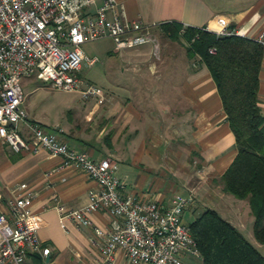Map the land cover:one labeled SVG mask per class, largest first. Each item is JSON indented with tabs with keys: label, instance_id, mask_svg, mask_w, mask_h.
<instances>
[{
	"label": "crops",
	"instance_id": "1",
	"mask_svg": "<svg viewBox=\"0 0 264 264\" xmlns=\"http://www.w3.org/2000/svg\"><path fill=\"white\" fill-rule=\"evenodd\" d=\"M117 1L126 17L149 23L152 35L151 41L118 52V72L125 76L124 83L115 86L105 79L103 87L114 90V96L108 97L103 89V99L93 96L82 103L75 91L78 98L65 107L58 122H47L44 111L25 107L27 119L37 121L45 130H59L67 145L91 158L114 160L123 182L122 193L162 204H168L175 192L192 194L193 203L187 210L195 215L204 207L213 208L264 256V244L253 236V217L246 200L224 192L217 179L236 148L215 84L196 56L179 54L175 41H159L156 36L159 22L206 26L217 14L225 16L229 30L253 36L264 30V0ZM103 38L110 41L111 51V40ZM96 61L82 64L91 66ZM257 79L256 98L264 130V46ZM160 81L165 84V104L155 106L152 90ZM17 128L27 136L23 122ZM18 182H25V187L12 191ZM95 188L94 179L63 165L60 155L45 149L13 152L0 139V210H7V200L13 194L30 195L41 245L48 247L45 254L30 255L34 264H92L98 254L91 241L97 240L92 227L76 226L68 219L63 227L53 205L61 202L78 207L86 201L87 190ZM89 216L93 225L108 226L106 212L93 211ZM182 260L200 264L199 258L189 255H183ZM114 264L128 262L118 252Z\"/></svg>",
	"mask_w": 264,
	"mask_h": 264
},
{
	"label": "built area",
	"instance_id": "2",
	"mask_svg": "<svg viewBox=\"0 0 264 264\" xmlns=\"http://www.w3.org/2000/svg\"><path fill=\"white\" fill-rule=\"evenodd\" d=\"M204 28L216 34L233 32L221 14ZM103 37L119 52L151 41V25L126 17L117 0L97 4L94 0H0V139L13 152L45 149L60 155L63 165L96 181L97 188L87 190L82 205H53L63 227L65 219L76 226L92 227L97 240L91 241L98 250L92 264H114L118 252L128 264H184L183 255L200 259L188 222L182 218V212L193 203L192 194L175 192L168 204H162L122 193L123 182L114 160L91 158L67 145L59 130H45L27 119L20 84L24 77L35 75L52 87L77 91L81 98L99 95V87L77 72L82 63L97 60L83 51L82 44ZM249 37L264 46V30ZM19 122L25 125L27 136L19 132ZM25 185L18 182L12 191ZM93 211L109 215L106 228L92 224L89 214ZM47 251L38 236L30 195L13 194L7 210H0V264H34L30 255Z\"/></svg>",
	"mask_w": 264,
	"mask_h": 264
},
{
	"label": "trees",
	"instance_id": "3",
	"mask_svg": "<svg viewBox=\"0 0 264 264\" xmlns=\"http://www.w3.org/2000/svg\"><path fill=\"white\" fill-rule=\"evenodd\" d=\"M158 27L183 45L187 57L198 56L215 84L236 148L217 179L224 192L246 200L253 236L264 244V130L256 98L263 46L249 36L216 34L176 20L159 22ZM188 227L200 264H264L257 248L213 208L197 212Z\"/></svg>",
	"mask_w": 264,
	"mask_h": 264
},
{
	"label": "rangeland",
	"instance_id": "4",
	"mask_svg": "<svg viewBox=\"0 0 264 264\" xmlns=\"http://www.w3.org/2000/svg\"><path fill=\"white\" fill-rule=\"evenodd\" d=\"M156 36L159 41L165 40L166 42H168L170 40L163 33H161V31L158 30ZM174 43L177 46L176 51H178L179 54H182L184 52L183 45H181L177 41H175ZM109 45L110 41L106 38L84 42L82 44L84 52L89 56L95 55L97 57V61L91 66L82 64L77 72L78 76H80L82 79L92 81L96 86L99 87L100 93L99 95H95L94 97L97 96L102 99L104 94H101V90L103 89L105 91V94L108 93V97L114 96V90H112L111 88L110 90L109 88L103 87L105 79L115 86L122 85L125 81V76L120 75V73L118 72L120 55L117 51H113L112 48L111 51L108 50ZM122 74H125V72ZM20 84L23 92L22 106L24 108L26 107L27 109H38L40 113L44 111V118H46L47 122H58L64 112H66L65 107L70 104L72 100L78 98L77 93L74 90L65 91L59 88L52 87L48 81H40L39 79L37 80L35 78V75L22 78L20 80ZM164 86V81L157 82L155 86L153 85L152 95L154 97L153 103L155 106L160 104L162 106L163 104H165L164 96L166 97V95L163 91ZM86 99L87 98H78V103L85 102L87 101ZM192 155L193 154L190 153L188 156L192 158ZM195 163L197 164V161ZM193 216L194 213L187 209L182 212V218L186 222H188Z\"/></svg>",
	"mask_w": 264,
	"mask_h": 264
}]
</instances>
